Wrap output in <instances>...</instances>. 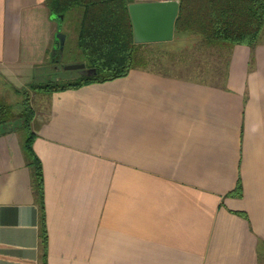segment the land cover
Segmentation results:
<instances>
[{
    "label": "crops",
    "instance_id": "crops-1",
    "mask_svg": "<svg viewBox=\"0 0 264 264\" xmlns=\"http://www.w3.org/2000/svg\"><path fill=\"white\" fill-rule=\"evenodd\" d=\"M69 16L80 55V12L0 0V83L29 84L59 63ZM38 94L48 264H263V40L232 46L219 82L137 64ZM23 140L0 123V264H43Z\"/></svg>",
    "mask_w": 264,
    "mask_h": 264
},
{
    "label": "trees",
    "instance_id": "trees-1",
    "mask_svg": "<svg viewBox=\"0 0 264 264\" xmlns=\"http://www.w3.org/2000/svg\"><path fill=\"white\" fill-rule=\"evenodd\" d=\"M175 32H193L209 43L234 46H255L264 27V0H179ZM129 0H47L51 12L64 15L77 8L80 23L77 43L92 73L78 71V77L64 82L33 83L32 87L53 92L80 87L91 82H103L125 76L137 64L134 28L129 12ZM57 50V54H60ZM24 102L21 130L23 149L33 173V188L40 206V234L43 264L47 263L48 234L44 202L42 163L35 153L32 128L34 110ZM14 119L11 105L0 99V123Z\"/></svg>",
    "mask_w": 264,
    "mask_h": 264
},
{
    "label": "rangeland",
    "instance_id": "rangeland-1",
    "mask_svg": "<svg viewBox=\"0 0 264 264\" xmlns=\"http://www.w3.org/2000/svg\"><path fill=\"white\" fill-rule=\"evenodd\" d=\"M71 12L79 11L75 8ZM69 17H71V28L68 30V38L66 41L60 39V46L65 42L61 54L62 59L60 58L61 63H55L47 69L40 70L37 73L39 77L29 84L17 87L9 84L10 82L0 83V99L9 103L14 113V119L6 122L11 126L21 127L23 116L20 115L24 110L25 101H29L28 105L33 108L34 113L46 108V103L41 100L38 94V92L44 91L34 89L33 83L64 82L78 77L79 69L65 68L66 61L84 59L83 54L79 55L76 40L73 37L74 29H77L75 16ZM260 40L264 41V27ZM230 49L231 46L228 45L209 43L197 33L175 32L174 38L168 42L139 45L136 49L135 63L175 74L219 82L225 76Z\"/></svg>",
    "mask_w": 264,
    "mask_h": 264
},
{
    "label": "water",
    "instance_id": "water-1",
    "mask_svg": "<svg viewBox=\"0 0 264 264\" xmlns=\"http://www.w3.org/2000/svg\"><path fill=\"white\" fill-rule=\"evenodd\" d=\"M134 40L137 43L170 41L175 35V21L179 12V0H158L136 2L129 0ZM61 40L64 36L60 35ZM66 69H79L81 72L92 73L95 69L88 68L85 62L69 63Z\"/></svg>",
    "mask_w": 264,
    "mask_h": 264
}]
</instances>
